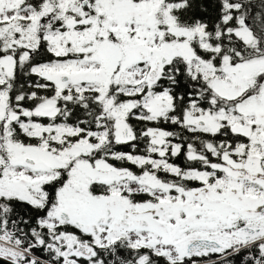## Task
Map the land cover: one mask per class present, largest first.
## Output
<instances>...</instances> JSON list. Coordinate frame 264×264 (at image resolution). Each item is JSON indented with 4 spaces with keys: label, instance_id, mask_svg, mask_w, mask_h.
Returning a JSON list of instances; mask_svg holds the SVG:
<instances>
[{
    "label": "snow or ice",
    "instance_id": "1",
    "mask_svg": "<svg viewBox=\"0 0 264 264\" xmlns=\"http://www.w3.org/2000/svg\"><path fill=\"white\" fill-rule=\"evenodd\" d=\"M0 264H264V0H0Z\"/></svg>",
    "mask_w": 264,
    "mask_h": 264
}]
</instances>
